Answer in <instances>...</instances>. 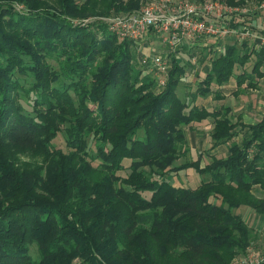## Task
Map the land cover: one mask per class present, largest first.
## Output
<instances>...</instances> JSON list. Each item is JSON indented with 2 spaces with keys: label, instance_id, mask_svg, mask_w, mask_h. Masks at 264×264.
<instances>
[{
  "label": "trees",
  "instance_id": "trees-1",
  "mask_svg": "<svg viewBox=\"0 0 264 264\" xmlns=\"http://www.w3.org/2000/svg\"><path fill=\"white\" fill-rule=\"evenodd\" d=\"M99 2L107 14L141 4L0 0V264H232L257 236L236 210L264 215V114L246 123L202 101L223 99L233 79L239 91L258 88L264 45L230 35L151 48L153 32L134 42L99 18L74 22ZM144 54L166 59L164 86ZM206 119L210 147L193 156L188 130ZM221 144L228 154L212 153ZM190 169L198 182L175 185Z\"/></svg>",
  "mask_w": 264,
  "mask_h": 264
},
{
  "label": "built area",
  "instance_id": "built-area-1",
  "mask_svg": "<svg viewBox=\"0 0 264 264\" xmlns=\"http://www.w3.org/2000/svg\"><path fill=\"white\" fill-rule=\"evenodd\" d=\"M250 11L248 5L233 6L220 0H149L136 11L97 18L107 22L109 30L119 40L141 41L153 32L170 50L193 45L199 38L209 35L219 39L234 35L241 41L250 39L264 45V34L252 31L246 24L232 27L234 19V22L237 18L239 21ZM142 62L152 63L157 71L158 85L164 86L169 69L166 59L161 54H144ZM252 247L232 264L264 262V251Z\"/></svg>",
  "mask_w": 264,
  "mask_h": 264
},
{
  "label": "crops",
  "instance_id": "crops-1",
  "mask_svg": "<svg viewBox=\"0 0 264 264\" xmlns=\"http://www.w3.org/2000/svg\"><path fill=\"white\" fill-rule=\"evenodd\" d=\"M255 13V11L251 10L248 14L249 16L244 18L240 17L238 22L241 21L242 23H244L245 21L244 24L248 25L252 31L264 34V7L263 9L258 11V14L255 15ZM208 69L209 65L205 64L204 71H208ZM203 74L205 73L203 72ZM259 81L260 82L258 88L239 91L236 80L233 79L229 83L221 86L222 94L225 96L223 99L216 100L213 94H210L203 99L202 104L208 109L212 110L220 107L225 103V105L231 106L237 115H242L244 122H255L256 120H259L264 114V78L260 79ZM226 98L231 103L227 104ZM212 125V120L206 119L201 122H196L194 124V128L190 129L192 130L190 134L193 137L194 145L191 146V155L195 156L198 152H202L204 150L206 151L210 147L209 134L212 129ZM228 152L229 150L226 144L218 145L212 151V153H219L224 155H227ZM261 190V188L256 189L257 194H259L260 196H262ZM251 226L254 227V225Z\"/></svg>",
  "mask_w": 264,
  "mask_h": 264
},
{
  "label": "rangeland",
  "instance_id": "rangeland-1",
  "mask_svg": "<svg viewBox=\"0 0 264 264\" xmlns=\"http://www.w3.org/2000/svg\"><path fill=\"white\" fill-rule=\"evenodd\" d=\"M82 1H84V0H79V2H82ZM148 1L149 0H141V4H140L139 9L141 8L142 5L146 4ZM220 1H222V2L225 3L224 0H220ZM247 4H248V7L251 10H253V11L256 12L255 15L258 14V11L261 10V9H263V7H264V2L261 3V4H259V1L258 0H246V3L244 5H247ZM101 5L102 4L100 3L98 5V7L96 8V13L102 14V15H98L97 14V15H91V16L89 15V16H83V17L73 18L74 22H84V23H86L88 21L89 22L90 21H94L99 16L100 17H103V18H110L111 16H115V15L122 14V13H115L114 10H111L110 14H107L108 11H105V13H104L103 10H102V6L103 5L102 6ZM24 6H25L24 3L16 2V7H17L18 10H20V9L23 10ZM136 10H138V9H136ZM204 39H207V41L209 43H214L215 41L219 40V38H216V37L210 36V35L207 36ZM247 40L248 41H251L250 39H247ZM149 44H151V46H153V47L156 48V47H160V45L162 43L159 40V41H153V43H149ZM148 47H150V45H148ZM138 55H140V52L138 53ZM199 57H200V53H198V55L193 59V62L196 63V68H195L196 70L195 71H198L203 76L204 75L203 72L204 73L207 72V71H204L205 70V64L207 65V63H206L207 61H205L203 64H201L200 63V60H199L200 59ZM140 60L142 61V59H140ZM138 61H139V59H138ZM54 63H55V61H54ZM247 65H248V68L251 69V63H248ZM190 79L194 80L195 79V76L189 75L188 78H187V81H189ZM187 83H189V82H187ZM184 84H185V82H183L182 88L180 89V94L182 96H185V94L188 92V90L184 86ZM226 103L228 104V103H231V102L226 98ZM24 104H25V107L28 109L29 104H27V103H24ZM191 131L192 130H188V133H187L190 146L193 145V137L190 134ZM63 139H64V137L62 135H59L58 139H55L54 140V145H55L56 148H63V149H65V142L63 141ZM89 144H90V147H93V139L92 138L89 139ZM20 156H21V153H20ZM128 164H129V162L126 161V165H128ZM126 169L127 170H124V171L120 172L123 176L124 175H127L129 173L128 168H126ZM179 174L182 177H174L172 179L174 181V184L175 185L181 184V181L182 182L184 181V182L190 183L191 185H194L196 182H198L197 180L199 179V175L196 176L195 173L193 172V169L181 171ZM182 185H185V183L182 184ZM236 211L240 212L243 216H245L247 222L250 225H254V227L256 229V233H257L256 235L257 236H256V239L254 240V243L252 244V246H253L252 248L254 250L262 251L263 252L264 251V215L258 214V213H256V211H254L252 209L250 210V209H248L247 207H244V206L241 207V208H239ZM32 246H34L36 248V250H35V248L33 247V249H32V251H33L32 252V255H33V257L36 260H38L40 258V254H39V251H38V246H37L36 243L33 244ZM238 258H241V256L236 257L234 259V261L237 260Z\"/></svg>",
  "mask_w": 264,
  "mask_h": 264
}]
</instances>
